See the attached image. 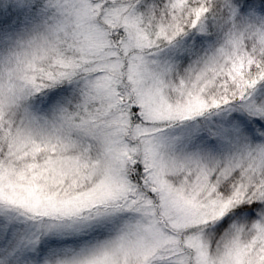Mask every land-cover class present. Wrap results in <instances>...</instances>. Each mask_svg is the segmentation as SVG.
<instances>
[{"label": "snow or ice", "instance_id": "obj_1", "mask_svg": "<svg viewBox=\"0 0 264 264\" xmlns=\"http://www.w3.org/2000/svg\"><path fill=\"white\" fill-rule=\"evenodd\" d=\"M0 264H264V0H0Z\"/></svg>", "mask_w": 264, "mask_h": 264}]
</instances>
